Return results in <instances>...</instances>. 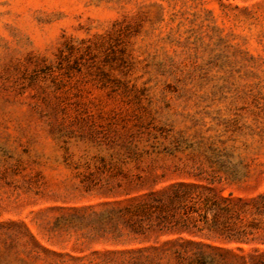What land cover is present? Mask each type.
Wrapping results in <instances>:
<instances>
[{"label": "rangeland", "instance_id": "rangeland-1", "mask_svg": "<svg viewBox=\"0 0 264 264\" xmlns=\"http://www.w3.org/2000/svg\"><path fill=\"white\" fill-rule=\"evenodd\" d=\"M214 176L264 191V0H0V264L237 260L103 218Z\"/></svg>", "mask_w": 264, "mask_h": 264}, {"label": "trees", "instance_id": "trees-1", "mask_svg": "<svg viewBox=\"0 0 264 264\" xmlns=\"http://www.w3.org/2000/svg\"><path fill=\"white\" fill-rule=\"evenodd\" d=\"M225 178L234 180L231 174ZM216 181L221 177H211L205 184L175 182L149 191L132 204L111 208L103 218L114 224L118 236L147 239L175 233L235 244L242 252L241 246H253L227 264H264V251L254 247L264 244V191L247 199L224 197L211 186ZM184 245L189 247L193 264H217V257H222L210 243L190 239Z\"/></svg>", "mask_w": 264, "mask_h": 264}]
</instances>
